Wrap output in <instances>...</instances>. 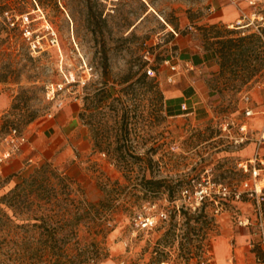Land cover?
<instances>
[{"label": "rangeland", "instance_id": "rangeland-1", "mask_svg": "<svg viewBox=\"0 0 264 264\" xmlns=\"http://www.w3.org/2000/svg\"><path fill=\"white\" fill-rule=\"evenodd\" d=\"M228 4L236 21H214ZM263 27L264 0H0V146L10 128L27 134L66 103L78 104L88 137L73 169L28 162L12 178L10 159L0 168V264H207L234 210L174 201L206 169L231 185L245 178L222 155L223 125L237 134L245 108L264 105V69L246 83L242 67L237 77L219 69L208 81L213 116L193 130H173L161 83L182 51L206 50L220 67L216 32ZM250 61L264 63V50ZM143 177L165 183L147 190ZM104 197L107 208L91 207ZM154 202L168 217L137 228Z\"/></svg>", "mask_w": 264, "mask_h": 264}, {"label": "crops", "instance_id": "crops-1", "mask_svg": "<svg viewBox=\"0 0 264 264\" xmlns=\"http://www.w3.org/2000/svg\"><path fill=\"white\" fill-rule=\"evenodd\" d=\"M238 16L235 6L228 4L215 11L213 19L230 23L236 21ZM175 63V70L166 67L167 78L164 77L161 83L172 128L177 132L193 130L197 126L203 127L213 116L211 106L213 95L208 81L219 71V64L212 53L203 49L182 51ZM170 76L172 81L168 80ZM256 101L258 104L254 105L253 100L254 107L251 106L254 115L245 116L243 121L248 125L250 139L239 148L234 147L229 141L230 152L222 153L224 156H230L237 167L239 162L252 159L257 151L264 159V141L261 144L259 142L264 132V105L258 102L259 99ZM79 112L78 104L66 103L56 109L51 117L33 124L26 134L29 144L23 147L18 156L4 164L10 176L18 178L23 175L24 172L21 171L28 162L44 160H53L60 165L71 162L73 169L74 165H77V162L74 163L77 160L76 151H85L88 141L87 131L80 121ZM244 177L248 175L244 174ZM235 207L239 210L237 212L252 215L254 204L251 201H240ZM252 238V228L238 226L236 222L228 224L226 230L213 239L207 264H256L255 254L249 244ZM113 263L112 260L104 262Z\"/></svg>", "mask_w": 264, "mask_h": 264}, {"label": "built area", "instance_id": "built-area-1", "mask_svg": "<svg viewBox=\"0 0 264 264\" xmlns=\"http://www.w3.org/2000/svg\"><path fill=\"white\" fill-rule=\"evenodd\" d=\"M28 35V34H27ZM30 39V36H28ZM169 59L166 60L168 64ZM175 70V65H171ZM152 70H149V73ZM172 81V76L168 78ZM246 102L250 96L244 97ZM184 107V105H183ZM244 115H254L252 107H246ZM52 114L49 115L51 117ZM233 122H226L223 129L228 132L231 144L239 148L250 139V132L246 122L238 125V133L231 132ZM264 141V132L261 135L260 144ZM6 147L0 146V168L10 159L18 156L25 145L29 144V138L25 132L17 127L10 128V132L3 138ZM238 167L248 177L244 178L240 185H231L225 181L213 177L211 170L206 169L200 177H194L180 190V198L174 203L178 210L197 211L202 210L205 205L213 206L216 214L225 210H234L235 222L241 227L252 228L253 238L250 241V248L255 254L256 264H264V159L259 151L252 159L241 161ZM240 201H251L254 204L252 215H244L236 209L235 205ZM168 217V211L159 208L157 203H148L144 209L134 217V223L139 229L152 228L159 220Z\"/></svg>", "mask_w": 264, "mask_h": 264}, {"label": "trees", "instance_id": "trees-1", "mask_svg": "<svg viewBox=\"0 0 264 264\" xmlns=\"http://www.w3.org/2000/svg\"><path fill=\"white\" fill-rule=\"evenodd\" d=\"M37 1L40 2L41 0ZM227 33L229 36H222L219 32L214 35L218 38L216 41L218 47L214 51L220 59V75H224L229 71L237 77L239 74L238 68L242 67L244 74L241 75V80L246 83L264 69V63H252L250 61L252 57L258 59L259 52L264 50V27L260 28L259 31L249 33H244L239 29L228 30ZM164 183L165 180L142 178V184L147 190L160 188ZM91 207L96 211L99 208H107V197L96 204H91Z\"/></svg>", "mask_w": 264, "mask_h": 264}]
</instances>
